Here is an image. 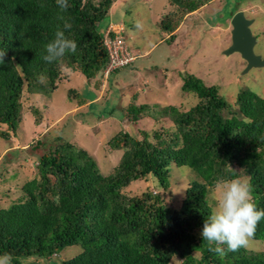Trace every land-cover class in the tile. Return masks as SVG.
Here are the masks:
<instances>
[{
    "label": "trees",
    "instance_id": "obj_1",
    "mask_svg": "<svg viewBox=\"0 0 264 264\" xmlns=\"http://www.w3.org/2000/svg\"><path fill=\"white\" fill-rule=\"evenodd\" d=\"M118 1L68 0L69 8L61 11L56 0H0V51L6 52L0 64V139L9 141L17 135L24 89L49 96L69 74H81L87 80L106 77L104 70L110 63L107 30L110 25L135 28L121 18L120 11L113 13L115 3L123 6ZM215 1L167 0L173 11L157 23L170 34L162 45L177 37L191 13ZM137 2L149 5L147 0ZM123 8L125 12L131 9L130 5ZM236 12L237 7L230 15ZM57 26L77 48L49 64L42 59L43 45L54 38ZM110 35L114 38V33ZM152 56L134 55L133 61L113 69L107 76L110 88L118 83L114 75ZM180 91L184 96L192 94L195 105L182 110L176 105L136 104L133 96L134 103L121 107L122 118L129 124L156 115V121L170 119L172 129L136 135L123 129L113 135L106 150L110 154L122 151V156L107 175L102 174L95 156L69 141L64 130L55 136L46 133L29 145L28 154L38 158L37 176L23 185L19 196L9 197V207L0 209V255L10 253L12 264L25 260L170 264L175 257L181 264H264V252L246 248L228 251L221 259L209 251L201 236L204 220L212 212L208 195L218 181L247 179L257 208L264 209V98L243 89L229 104L218 87L206 85L189 72L182 76ZM76 94L83 98L78 106L86 107L80 112L84 123L88 117H102L91 111L97 95L86 99L83 92ZM20 156L17 151L6 154L0 177ZM173 166L191 169L200 180L189 185L178 209L149 190L135 196L125 193L132 183L149 177L157 188L169 189ZM253 239L264 240V219ZM74 246L81 248L79 255L52 261Z\"/></svg>",
    "mask_w": 264,
    "mask_h": 264
},
{
    "label": "rangeland",
    "instance_id": "obj_2",
    "mask_svg": "<svg viewBox=\"0 0 264 264\" xmlns=\"http://www.w3.org/2000/svg\"><path fill=\"white\" fill-rule=\"evenodd\" d=\"M137 1H121V5L131 7V19L128 17L126 20L128 25L132 24L135 28L126 26L125 36L132 56L140 55L144 49L150 48L161 38L162 31L157 23L166 19L173 11L167 5V0H156L150 9L143 2ZM236 7L238 11H244L248 19L254 20L251 30L258 37L254 51L264 59V0H216L191 13L188 21L179 28L177 37L162 45L149 61L138 60L117 76L114 75L118 83L112 89L107 77L87 80L76 73L69 74V79H64L49 96L29 94L24 89L22 122L17 135H11L9 141L0 139V164L8 152L17 151L21 155L16 162L3 170L0 177V209L9 207V197L19 196L23 185L36 178L38 158L28 154V147L46 133L55 136L64 130L69 141L95 156L102 174L107 175L122 156V151L110 154L106 150V144L113 135L123 129L133 135L138 131L172 129L170 119L160 117L156 121L159 117L156 115L143 117L138 123L129 124L122 118L121 107L125 108L134 103L133 96H136V104L176 105L182 110L189 109L195 105L197 99L192 94L184 96L180 91L185 72L194 74L208 86L218 87L229 104L236 101L238 93L243 89L264 98V66L247 70L246 61L239 53H225L231 45L233 16L230 12ZM143 66L149 68L138 71ZM92 91L97 95L98 102L91 111L94 116L102 117H88L87 123H84L80 112L86 111V107L78 106L83 98L76 93L83 92L87 99L93 95ZM193 181L200 180L191 169L173 166L169 189L157 188L156 182L149 177L132 183L124 191L135 196L149 190L153 195L161 194L166 204L178 209ZM219 192L217 187L208 195L212 211L216 208ZM246 249L255 253L264 252V240L252 238ZM81 251L79 246L68 247L52 261L70 260ZM181 262L180 258L175 257L170 264ZM23 263L48 264L39 260H25Z\"/></svg>",
    "mask_w": 264,
    "mask_h": 264
},
{
    "label": "clouds",
    "instance_id": "obj_3",
    "mask_svg": "<svg viewBox=\"0 0 264 264\" xmlns=\"http://www.w3.org/2000/svg\"><path fill=\"white\" fill-rule=\"evenodd\" d=\"M56 4L61 11L69 8L68 0H56ZM59 19H63V16ZM120 26L125 30L123 25ZM64 27L70 28V25L65 23ZM76 48V42L66 37L65 32L57 26L54 38L43 45L42 59L51 64L66 53H74ZM5 55L6 52L0 51V64L4 63ZM217 187L220 192L216 208L204 220L201 236L208 242L209 251L222 259L228 251L236 252L249 247L259 222L264 219V209L257 208L251 184L246 180L239 177L221 180L217 182ZM12 259V255L5 252L0 255V264H12Z\"/></svg>",
    "mask_w": 264,
    "mask_h": 264
},
{
    "label": "water",
    "instance_id": "obj_4",
    "mask_svg": "<svg viewBox=\"0 0 264 264\" xmlns=\"http://www.w3.org/2000/svg\"><path fill=\"white\" fill-rule=\"evenodd\" d=\"M253 19H248L243 11L237 12L231 20V45L226 54L239 53L246 61L247 70L254 67H263L264 59L255 54L257 38L253 35L251 26Z\"/></svg>",
    "mask_w": 264,
    "mask_h": 264
},
{
    "label": "built area",
    "instance_id": "obj_5",
    "mask_svg": "<svg viewBox=\"0 0 264 264\" xmlns=\"http://www.w3.org/2000/svg\"><path fill=\"white\" fill-rule=\"evenodd\" d=\"M111 32L114 33V38H111ZM105 45L110 55V63L104 70L106 77L113 69L134 60L126 45L124 29L122 26L110 25L105 34Z\"/></svg>",
    "mask_w": 264,
    "mask_h": 264
},
{
    "label": "crops",
    "instance_id": "obj_6",
    "mask_svg": "<svg viewBox=\"0 0 264 264\" xmlns=\"http://www.w3.org/2000/svg\"><path fill=\"white\" fill-rule=\"evenodd\" d=\"M119 1H120V0H119ZM119 1H118V2H119ZM147 1H148V4H149V5H148V6H149V9H150V6L156 2V0H147ZM125 10H126V9H124L123 6L120 7V6H119L118 4H116V3H115V5H114L113 8H112V11H113L114 14H117V12L120 11L121 18H122L124 21H125L126 19L128 20V19H129L128 17L131 16V14H130L131 9H128L127 12H125ZM124 12H125V13H124ZM130 19H131V17H130ZM127 20H126V21H127ZM129 27H130V26H129ZM180 28H181V26H180ZM178 30H179V28H178ZM161 34H162V35H161V38H160L157 42L153 43V44L150 46V48H148V49H144V50L142 51V53L140 54V57L149 56L150 54H151V55L154 54L156 50L158 51L159 47L162 46V43L164 42V40L167 39V38L170 36V34H169V33H166V32H161Z\"/></svg>",
    "mask_w": 264,
    "mask_h": 264
}]
</instances>
